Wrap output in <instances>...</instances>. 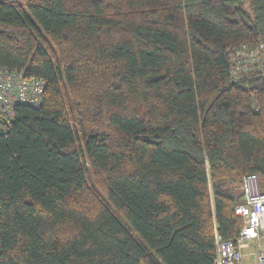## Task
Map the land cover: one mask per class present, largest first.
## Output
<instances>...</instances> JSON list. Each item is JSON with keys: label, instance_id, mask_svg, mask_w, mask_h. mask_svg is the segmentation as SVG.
Wrapping results in <instances>:
<instances>
[{"label": "trees", "instance_id": "trees-1", "mask_svg": "<svg viewBox=\"0 0 264 264\" xmlns=\"http://www.w3.org/2000/svg\"><path fill=\"white\" fill-rule=\"evenodd\" d=\"M239 50L260 60L230 75ZM0 264H213L264 190V0H0Z\"/></svg>", "mask_w": 264, "mask_h": 264}, {"label": "built area", "instance_id": "built-area-1", "mask_svg": "<svg viewBox=\"0 0 264 264\" xmlns=\"http://www.w3.org/2000/svg\"><path fill=\"white\" fill-rule=\"evenodd\" d=\"M258 52L239 50L230 67V75L237 79V73L247 65L260 60ZM45 82L36 76H27L23 71L0 66V117L14 120L18 117L17 106L39 107L43 102ZM241 202L234 208L242 218L237 238L224 240L215 235L213 264H242L241 245L256 241L255 256L258 264H264V190L260 189L256 174H247L242 180Z\"/></svg>", "mask_w": 264, "mask_h": 264}, {"label": "rangeland", "instance_id": "rangeland-1", "mask_svg": "<svg viewBox=\"0 0 264 264\" xmlns=\"http://www.w3.org/2000/svg\"><path fill=\"white\" fill-rule=\"evenodd\" d=\"M260 243L264 244V241H261ZM257 244L256 241H249L241 245V252L243 255L242 264H258L255 256V252L258 249Z\"/></svg>", "mask_w": 264, "mask_h": 264}]
</instances>
